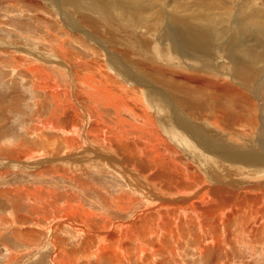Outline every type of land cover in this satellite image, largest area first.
<instances>
[{
  "label": "rangeland",
  "instance_id": "1",
  "mask_svg": "<svg viewBox=\"0 0 264 264\" xmlns=\"http://www.w3.org/2000/svg\"><path fill=\"white\" fill-rule=\"evenodd\" d=\"M82 2L86 4L83 8L80 7ZM90 3L100 14H93V10L88 9ZM80 17H85L84 23L79 20ZM1 43H13L11 46L15 49L11 46L4 47ZM57 45L71 49L85 59L100 54L99 59L103 58L106 64L108 59V64L114 67L125 62L129 64V68L133 65L132 62L144 64L152 59L159 64H167L175 67L171 68L172 71L175 69L181 75V84L190 87L199 95L202 94L204 101H208L202 109H198L197 99L185 97L187 92L185 95L177 94L176 101L165 98L157 92L161 87L150 78L148 71L145 69V72H141L133 65L140 77L156 88V101H151L149 107L154 115V123L139 132L137 138L141 144L137 146L141 147V155L144 151V157L155 158L151 163L146 162L153 171L151 178L156 175L164 177L154 179L163 189L157 202H183L188 197L187 194L202 188L208 189V194L214 191V195H222L228 199L235 196L234 200L237 199L233 204L223 207V217L220 209L216 211L220 212L221 219L216 222L217 233L210 225L212 218L216 216L212 212L201 213V219L195 221L196 223H191L189 217H185L182 227L179 221L171 226L155 221L164 230L161 235L169 234L171 229L174 231L166 240L170 248L164 251L163 257H158L157 263L264 264V205L261 203L264 197V189H261L264 188V0H0V264H50L52 250L46 242L48 235L34 225L33 221L45 227L52 225L56 220L53 217L55 210L66 206L69 195L76 196L71 204L82 202V206L87 210L91 207L100 218L114 221L126 219L139 223L132 215L133 207L136 206L129 211L124 206L125 210L117 213L118 208L114 203H108V207L100 203V195L105 196L109 202V199H118L129 192L128 195L134 200H141L130 189L126 193L120 192L118 189H124L127 185L112 172L102 175L89 170L87 174H82L78 172V167L71 168L72 161L65 162L70 164H65L64 161L49 165L43 163L39 165L40 169L34 165L48 159L51 161L52 156L58 160L70 154L65 151L57 156L44 150L52 144H55L53 147L61 148L63 138L61 133H55L52 129H46L47 132L44 126H66V130L73 126L83 135V130L89 128L88 116L83 106L92 107L87 102L79 100L77 105L71 107L68 98L63 94L56 105L39 92L35 95L39 101L36 109L29 79L22 80V72L10 75V66L13 63L8 57L19 59L23 51L35 53L40 60L61 62L59 58H53L49 51H55ZM123 45H127L128 49L136 47L139 57L130 56L134 51L124 48ZM122 48L124 49L121 51ZM4 50L12 54H3ZM142 54L146 60L140 59ZM184 77L194 81L184 82ZM222 89L239 97L235 103L237 112L244 114L247 111L244 118L253 119L256 126L251 127V135L229 139L226 133L206 125L203 118H209L208 111L223 116L220 106ZM166 92L173 94L172 91ZM69 95L70 101L76 104L71 98V92ZM100 114L102 116L99 120L92 119L95 127L103 126L101 132L104 135L106 133L112 136L120 131L126 136L128 129L136 130L129 135L132 140L138 133L137 128L127 125L133 122L132 118L124 116L125 123L114 127L111 111L103 112L101 109ZM221 129L240 135L224 124H221ZM39 135L45 136L49 142L44 144ZM74 137L78 140L77 136ZM35 140L36 142H32ZM146 144H150L152 149H146ZM214 147L216 152L212 151ZM37 150L39 153L32 154ZM114 151L115 155H121L117 148ZM237 152L243 153V158H236L234 154ZM41 153L51 156L43 158L39 156ZM169 155L171 159L167 160ZM74 159L76 161L77 157ZM118 161L123 164V156L118 157ZM128 167L144 173L139 164L134 163ZM56 168H62V171L57 173ZM183 174L188 175L190 182L180 180ZM73 175L77 179H73ZM171 178L179 180L178 184L173 185L179 190H182L181 187H196L194 190L180 191L181 197L178 198L166 188ZM216 179H221L224 184L221 181L216 182ZM85 189L89 190L86 192ZM39 190L43 193L53 192L52 195L57 201L51 207L42 205L43 203L36 200ZM239 204L242 209L245 206V211L242 210L244 213L250 209L249 214L234 213ZM178 209L182 212L180 207ZM44 211L45 214L41 213ZM230 214L232 215L229 216ZM179 216L178 213V219ZM197 230H200V234ZM16 232L22 236L18 234V238ZM59 236L66 241L69 239L64 233ZM219 238L221 244L215 247L214 242ZM18 239L22 242H18ZM153 239H156V234L150 238ZM69 241L68 251H81L78 240ZM31 243L35 246L25 247L33 245ZM94 259L90 258V261L93 263ZM86 263L90 262L84 259L78 261V264Z\"/></svg>",
  "mask_w": 264,
  "mask_h": 264
},
{
  "label": "bare ground",
  "instance_id": "2",
  "mask_svg": "<svg viewBox=\"0 0 264 264\" xmlns=\"http://www.w3.org/2000/svg\"><path fill=\"white\" fill-rule=\"evenodd\" d=\"M90 5L87 7L88 9L91 8L93 10V14H97V15L100 14L96 12V10H94L95 7L93 5H91L93 7H90ZM84 6H86V4H83V2L80 3V7L83 8ZM80 7H79V10H81ZM76 8L78 9V5ZM79 20L82 23H84L85 17H80ZM62 39L63 38H61V41L63 42L64 40ZM2 45L4 47H10L11 45H14V44L7 43V44H2ZM123 46L124 48L128 49L126 47L127 45H123ZM11 48H14V46H11ZM124 48H122L121 51ZM135 49L137 48L132 47V49H128V50L134 51V53H131L130 56L137 58L139 57L140 54L137 53ZM54 50L55 51L51 49L49 50L53 54L52 57L59 58L61 62H58V61L53 62L49 59L40 60L39 57H37L35 53H32L30 51H23L22 57L20 58L18 57L19 59H15L14 57H8L13 63L10 66V75H14L16 73L22 72L23 73L22 80L29 79L30 84L29 83L27 84H29L30 90L33 93V100L35 101L33 105L36 107V109L39 107V101H37L35 95H37V93L39 92L43 93L44 98H49L56 105H58L57 103L61 101L60 96L63 94L66 98H68L70 102L69 103L70 105L69 104L68 105L71 107H74V105H77V103H79V100L83 102H87L89 106L92 107V108H89L87 106V108H85V106H83V109L86 111L85 114L86 116H88L87 119L89 121H87L88 122L87 124L89 128H87L86 130L85 129L83 130V132H85V134L83 135L82 133H79V130L74 128L73 126L69 130L65 129L66 126L64 127L53 126V125L44 126L45 130L52 129L55 133H61L63 137L61 139L62 141L61 148L53 147L52 145H55V144H52L50 148L46 147L44 150L49 153L51 152L52 154L57 155V156L59 154L62 155L65 151L70 152V154L63 156L64 158L62 159L60 158L58 160H56L57 159L56 157L52 156L53 159L51 161L48 159V161H45V162H41V161L39 163L36 162L34 164L35 167H37V169H40L41 167L39 165H43V163L44 165L45 163L49 165L50 163L59 164L61 161L62 163L63 161L64 163L66 161H70V162L72 161L71 168L72 166L75 168L78 167V172H81L82 174H87L86 172H88L89 170H90L89 172H91V170H94L96 173L97 172H99V174L102 173V175L109 174V172H112L113 174H115L116 178H118L119 176L120 180L124 182V184L127 185L126 188L124 189H121V188L118 189L120 192L126 193L127 190L130 189V191L134 193V196L135 195L138 196V198H140L141 200H134L132 196L128 195L130 192L123 195L122 197L118 199L117 198H115L114 200L109 199V202H107L105 196H102L100 194H99L100 196H98L101 199V202L100 201L99 202L102 203L104 207H108L109 206L108 203L109 204L114 203L115 206L118 208L117 213H122L125 210L124 206L125 208H127L128 211L133 206H136V207H133L134 214H132L133 219L136 221H139V223H136L133 221L130 222L129 220H126L125 217H123L125 216L124 215L125 213L122 216V218H124L125 221L123 220L114 221V219L106 220L104 218H100L97 216L98 213L92 210L91 207L87 210L84 206H82L83 204L82 205L80 204L82 202H78L76 205L71 204L70 202H72L76 198V196L69 195V199H68L69 202L67 203L65 202L66 206L64 208L59 207V209L55 210V213H54L55 216L52 213L53 217H56V220L52 225H48L47 227H45L39 222L33 221V223H35L34 225L42 229L48 235V239L46 242L48 243V245L51 247V250H52V254L50 255V260H49L50 264H78V261L81 262L82 259L90 262L89 264H150V262H152V264H161L160 262L157 263V259L159 256L163 257L164 251L170 248L166 240L170 235H172L174 231L171 229L169 234L165 236L161 235V233H163L164 230L155 221H160L163 224H167L170 226L172 224L175 225V223L179 221L180 227H182L183 225L182 220L185 217H189V221L192 223L195 221L197 222L199 219H201V216H202L201 213L209 214L210 212H212V214L216 216L212 218L210 225L212 226V229H214L216 232V224H217L216 222L221 220L219 217L220 212L217 213L216 211L220 209L221 216L223 217L224 211H225L223 207L226 204H233L237 200L236 198L234 200L235 196L233 197V199H228L227 197H224L222 195L220 196H218L217 194L214 195V191H211L208 194L207 193L208 189L205 190L202 188L201 190H198L192 194H187L188 197L185 198L183 202H179V201L176 203H162V202L158 203L157 202L160 195H162L163 193V189H161V187L156 184L154 179H157L159 177L163 179L164 177L163 175H160V176L156 175L151 178V175H153V171L150 169L151 167H149L146 164V162L151 163L155 160V158L144 157V151H142V155H141L140 153L141 147L138 148L137 146V144H141L137 138L139 132L141 130L148 129L150 126L149 124L154 123V119H153L154 115L151 113V109L149 107L154 101H156L155 100L156 93L154 92V89L156 88H154V86L150 84L149 82H146L144 79H142L140 75L137 73L134 66H136V68L141 72L142 71L145 72V69L148 71L150 78H152V80L161 87V90L157 89V92L162 94L165 98H169L173 101H176L178 100L177 94L179 95V93H184L185 95V92H187L185 97L189 96L192 98H196L198 101L197 103L198 109L200 108L202 109L203 106H205V104L208 102V101H204L203 95L202 94L199 95L194 90L190 89V87L188 86L186 87L185 84H181L180 83V81L182 80V79L180 80L181 75L177 74L175 69H174V72L172 71L173 69H171L175 67H170L167 64H164V65L159 64L158 62H155L153 59L146 61L144 64L132 62L134 66L130 65L129 68H128L129 64L125 62L123 63V65L121 64L119 67L116 66L112 62L115 65L114 67V66L109 65L110 63L108 64V59H106L107 64L104 62L103 58L99 59L100 58L99 56H101L100 54L99 55L97 54L96 57L91 55L89 59H85L82 56H80L77 52L74 53L71 51V49L70 50L65 49L64 47H61L60 45H57L56 49ZM16 52L14 53V55H16ZM10 53L12 54V52ZM3 54L9 55V56L11 55L8 53L7 50L6 51L4 50ZM44 55L46 56V54ZM128 56H129V53H128ZM124 58L126 60V57ZM140 59L146 60L145 57H143V54L142 56H140ZM6 68H9V67H6ZM168 70L169 72H167ZM18 77L20 78L21 75ZM188 78L189 77L187 78L184 77L183 79L184 82L185 80H187L186 82L188 83L194 81V79H188ZM59 82H61L65 86V89L60 85ZM166 90L172 91L173 94L166 92ZM70 92L72 93L71 98L76 104L70 101L69 99ZM238 98L239 97L234 96L228 90L222 89V99L223 100L221 99L222 103L220 100V106L222 108L223 116L218 115L215 112L208 111L207 116H209V118H207L206 116L205 118H203L207 126L215 127L219 131H221V133L222 132L226 133L227 138L229 139H233L234 137H242L244 135L246 136L247 134L251 135L252 134L251 127L256 126L255 123L253 122V119L244 118L245 115H247V111H245L244 114H241L236 111L235 103ZM242 100L243 99H241V101ZM151 101L152 103H150ZM79 108L81 109V106ZM253 108H254V105H253ZM101 109L103 110V112L111 111L113 120L115 121L114 127L122 123H125L126 119L124 118V116H128L132 118L133 122L127 125L137 128L138 133L132 137V140H130L131 137H129V135L135 133L136 130L128 129L129 131L125 132L126 136L122 134L120 131H117L112 135L113 139H110V137L112 138V136H110L109 134L107 135L105 132H104L105 135L102 133L103 126L102 128L95 127V124L93 121L95 118L97 120L101 118L102 116L100 114ZM52 123H53V120H52ZM221 124L226 125L229 129H231V131L238 132L240 135L236 133H232V132L228 133L225 130H222ZM100 125L102 124L100 123ZM36 133L37 132L35 131V134ZM35 136L36 138H38L37 135ZM74 136H77L79 141ZM39 138L41 139L40 141L44 142V144L45 142L46 143L49 142L45 138V136L41 135ZM50 138L51 136H49V139ZM106 138L107 140H105ZM32 142H36V140ZM240 143L242 144V142ZM144 147L148 150L152 149L150 144H146ZM116 148L119 151H121V155L119 156L115 155L116 152L114 151V149ZM23 151L25 150L23 149ZM212 151L216 152L215 147L212 149ZM240 152L235 153L234 156L236 158H243L242 157L243 153H240ZM0 153H1V150H0ZM36 153H39L38 150L32 152V154L34 155ZM47 155L49 156L50 154L41 153L39 156H42L44 158V156H47ZM27 156H29V152ZM120 156H123V160H124L123 164L121 163V161H118V157ZM75 157H77L76 161L74 159ZM170 159H171V156L169 155L167 160H170ZM113 160H114V163H112ZM134 163L139 164L140 168L142 169V172L144 173H140L134 168L128 167V166H132V164ZM142 165L144 166L143 168H142ZM75 168H74V171L76 172L77 170ZM56 170H57V173H59L60 171H62V168H56ZM73 179H77V178L73 175ZM181 179H183L184 182L186 183L190 182V179L188 175L186 174L181 175L180 180ZM178 182L179 180L171 178L169 185L166 186V188L170 190L171 193L174 194V196L178 198L181 197L180 191H188L192 189L194 190V188L196 187V185H193L190 187H181L180 189L182 190H179L173 187V185L178 184ZM216 182L222 183V180L216 179ZM224 182L226 183V181ZM220 183L218 185H220ZM223 184L224 183H222V185ZM180 186H183V184L180 183ZM261 189H264V188H261ZM85 190L87 192L89 189H85ZM52 193L50 191H46L43 193L39 190V193L36 195V200L38 199L41 204L43 203L42 205H47L48 207L49 206L51 207L53 202L55 203L57 201L56 197L54 198ZM92 203L93 201L90 202V205ZM259 203L260 201L257 202V205ZM261 203L264 205V197L262 198ZM172 207H175V209ZM178 207L181 208L182 212H180V209H178ZM240 207L241 205L239 204L237 209L235 208L236 210L234 211V213L236 214L241 213L242 215L249 214L248 211H250V209L246 211L247 213H244L243 211L245 210L243 209L245 206L243 207V209ZM41 213L45 214V211ZM178 213L180 214L179 216L180 219L177 218ZM186 213H190L191 215L187 216ZM231 215L232 214H230L229 216ZM205 219H208V218H205ZM19 225H23V224H19ZM213 232L214 231H212V233ZM16 233L14 234H16V236L18 237L19 233L18 232ZM60 233L67 234L69 236V239L67 240L68 242H70L69 240L71 241L78 240L77 242H79V245L82 247L81 251H78L75 253L68 251V247H67L68 242L64 238H59ZM155 234H156V239L150 240V238ZM35 237L36 236H34V238ZM179 238L181 239V237ZM179 238L177 239L179 240ZM196 239H197V236H196ZM20 241L22 242V240ZM20 241L18 239V242ZM220 244H221L220 238L216 239L214 242V246L218 247ZM34 246L35 245L33 244L31 246L28 245L25 247L32 248ZM133 251L135 253H133ZM199 251H200V248L198 252ZM175 253H178V251ZM93 257L95 259L92 263L90 261V258H93ZM145 258H147L148 260H146ZM163 262H165V260Z\"/></svg>",
  "mask_w": 264,
  "mask_h": 264
}]
</instances>
